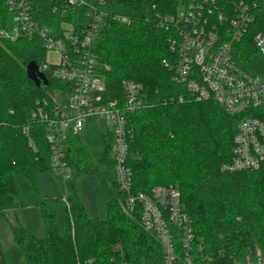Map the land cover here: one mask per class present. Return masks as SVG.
Instances as JSON below:
<instances>
[{
	"label": "trees",
	"instance_id": "trees-1",
	"mask_svg": "<svg viewBox=\"0 0 264 264\" xmlns=\"http://www.w3.org/2000/svg\"><path fill=\"white\" fill-rule=\"evenodd\" d=\"M28 1L38 24L48 25L54 32H62L63 21H75L74 9L63 14L62 2ZM188 1L102 0L107 10L119 11V5H128L131 11L125 12L129 16L126 21L106 20L93 50L98 61L109 66L104 71L108 93L121 94L122 79L143 84L145 105L128 120L132 191H147L156 184L176 186L205 250L220 262L232 261L246 249L264 245V169H221L231 155L236 117L213 100L192 97L173 80L172 67L162 61L171 54L168 29L161 23ZM216 1L224 4L235 0ZM6 2L0 0L1 25L11 23ZM54 4H58L55 10ZM258 27L250 29L249 39ZM45 50L37 36L16 40L0 36L2 215L18 205L16 174L36 185L38 173L53 170L45 125L36 114L37 100L47 98L52 104L53 91L63 82L48 74V83L37 85L26 70L30 60H44ZM111 141L110 132H103V147L98 149L81 132L70 134L66 160L72 176L70 184L63 187V232L58 230L57 212L48 209L46 200L39 203L41 234L9 221L26 264H165L159 235L144 227L140 204L133 210L125 207L126 194L118 188L114 172L111 182L117 194L105 200L104 215L91 216L86 209L80 183L100 168L113 171ZM4 259L0 245L1 264Z\"/></svg>",
	"mask_w": 264,
	"mask_h": 264
},
{
	"label": "built area",
	"instance_id": "built-area-1",
	"mask_svg": "<svg viewBox=\"0 0 264 264\" xmlns=\"http://www.w3.org/2000/svg\"><path fill=\"white\" fill-rule=\"evenodd\" d=\"M62 12L85 5L90 19L74 23L68 36L54 32L48 25H39L33 18L28 0H7L11 13L9 25L0 24V36L16 40L22 36L40 38L45 49L58 48L60 62L42 60L39 70L61 80L57 90L67 97L52 96L37 100V115L44 122L50 146L53 169L64 181H69L72 168L66 160L70 134L83 131L90 121H104L103 132H110V153L118 188L125 192V207L140 204L141 221L146 229L154 230L162 242L165 264H264V247L246 249L232 261L220 262L205 250L201 236L192 227L184 209L179 189L172 184H156L147 191H132V173L128 164L129 115L145 105L143 84L122 79V93H108L104 71L93 50L106 20L126 21L125 12L107 10L90 0H57ZM58 8L54 4L52 9ZM76 20V18H74ZM168 29L167 46L170 58H163L173 69V80L197 99H210L236 117L231 155L221 164L226 171L264 169V74L257 73V59L264 61V2L235 0H189L172 18L162 21ZM252 27V39L247 37ZM254 43L252 49L250 42ZM259 54V55H257ZM256 67V68H255ZM182 99V96L179 97ZM35 114V113H34ZM63 199L66 201L65 196ZM126 264V263H125Z\"/></svg>",
	"mask_w": 264,
	"mask_h": 264
},
{
	"label": "rangeland",
	"instance_id": "rangeland-1",
	"mask_svg": "<svg viewBox=\"0 0 264 264\" xmlns=\"http://www.w3.org/2000/svg\"><path fill=\"white\" fill-rule=\"evenodd\" d=\"M117 9L120 12H129L131 7L128 5H119ZM89 8L85 5H78L75 18L76 20H66L62 22L65 28L66 36L69 35L74 23H84L90 19L88 14ZM167 18H172L168 15ZM253 34V33H252ZM252 36V35H251ZM59 49L64 47V41L58 40ZM250 46L255 48L251 41ZM58 48H47L44 59L51 63L60 62V50ZM259 55V54H257ZM257 73L264 74V61L257 56ZM55 97H60L63 102L64 95L57 88L53 91ZM107 124L104 121H90L81 132L87 142L93 148L103 147V131ZM113 171L111 168H100L96 173L87 176V179L81 181V196L85 203L86 209L91 216H103L105 212L104 202L106 199L117 194V187L112 184ZM15 181L18 188L17 207L5 211V215L0 214V245L4 252V264H26L20 248L15 244L12 232L9 227V221L13 224H21L26 228L33 230L36 234L42 233V224L39 216L40 200H46L49 210L57 212L58 230H65V207L66 201L63 199L64 186L70 184L58 177L57 172L53 169L40 172L37 175L36 185L22 174L15 175ZM47 196V197H46ZM264 247V245H261ZM1 264V263H0Z\"/></svg>",
	"mask_w": 264,
	"mask_h": 264
},
{
	"label": "water",
	"instance_id": "water-1",
	"mask_svg": "<svg viewBox=\"0 0 264 264\" xmlns=\"http://www.w3.org/2000/svg\"><path fill=\"white\" fill-rule=\"evenodd\" d=\"M28 76L34 80L37 85L41 83L47 84L48 78L45 73L38 68V64L35 60H30L26 65Z\"/></svg>",
	"mask_w": 264,
	"mask_h": 264
}]
</instances>
